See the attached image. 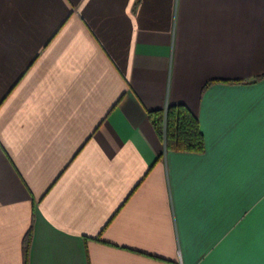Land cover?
Listing matches in <instances>:
<instances>
[{
    "label": "crops",
    "instance_id": "obj_1",
    "mask_svg": "<svg viewBox=\"0 0 264 264\" xmlns=\"http://www.w3.org/2000/svg\"><path fill=\"white\" fill-rule=\"evenodd\" d=\"M29 228L27 264H264V0H0V264Z\"/></svg>",
    "mask_w": 264,
    "mask_h": 264
},
{
    "label": "trees",
    "instance_id": "obj_2",
    "mask_svg": "<svg viewBox=\"0 0 264 264\" xmlns=\"http://www.w3.org/2000/svg\"><path fill=\"white\" fill-rule=\"evenodd\" d=\"M147 115L156 134L164 140L166 151L200 153L204 150V137L198 119L186 105L169 104L165 109L150 110ZM31 237L29 228L22 240L23 264H27Z\"/></svg>",
    "mask_w": 264,
    "mask_h": 264
}]
</instances>
